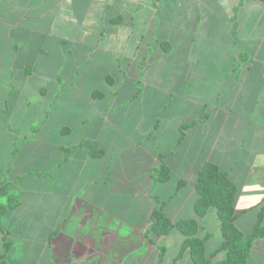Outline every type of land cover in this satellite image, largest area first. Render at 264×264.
<instances>
[{
	"label": "crops",
	"instance_id": "crops-1",
	"mask_svg": "<svg viewBox=\"0 0 264 264\" xmlns=\"http://www.w3.org/2000/svg\"><path fill=\"white\" fill-rule=\"evenodd\" d=\"M207 162L237 186L248 234L264 202V0H0L6 264H194L175 227L149 232L156 209L195 220L222 261L215 210L194 213ZM247 264H264V238Z\"/></svg>",
	"mask_w": 264,
	"mask_h": 264
},
{
	"label": "trees",
	"instance_id": "trees-1",
	"mask_svg": "<svg viewBox=\"0 0 264 264\" xmlns=\"http://www.w3.org/2000/svg\"><path fill=\"white\" fill-rule=\"evenodd\" d=\"M83 147L89 153L98 155L93 142H85ZM167 169L161 168L159 180H166ZM196 201L194 213L197 218L204 217L209 209H214L216 218L220 224L222 243L219 251L225 253V258L214 264H247L253 243L264 238V202L256 206L257 218L248 234H244L235 226L238 214L235 211V204L238 197V188L230 180L228 173L214 163L207 162L200 170L195 187ZM154 224L149 232L156 236L165 235L171 227H175L183 236L179 256L188 252L194 264H212L205 256V241L209 234L199 238V228L195 220H178L172 225L162 214L160 209L153 212ZM9 245L4 244V252L0 254L1 264L4 262ZM161 253V252H160Z\"/></svg>",
	"mask_w": 264,
	"mask_h": 264
}]
</instances>
